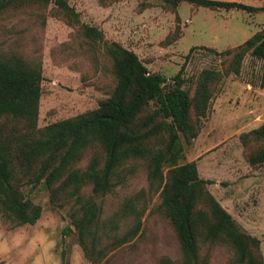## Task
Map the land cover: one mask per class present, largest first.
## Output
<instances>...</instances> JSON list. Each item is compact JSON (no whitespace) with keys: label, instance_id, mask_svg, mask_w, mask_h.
<instances>
[{"label":"trees","instance_id":"obj_1","mask_svg":"<svg viewBox=\"0 0 264 264\" xmlns=\"http://www.w3.org/2000/svg\"><path fill=\"white\" fill-rule=\"evenodd\" d=\"M115 1L99 0L103 6ZM162 1L176 21L165 45L181 35L180 2L264 12V3ZM50 4L53 15L74 28L79 52L110 76L109 91L97 107L39 126L42 58L25 52L16 40L0 43V215L13 226L35 224L42 207L23 188L42 185L53 211L67 209L71 226L63 234L71 235L93 264L106 263L113 251L139 237L146 211L147 217H158L172 228L179 264H210L216 248H224V264H264L260 240L213 196L207 187L212 180L199 176L196 161L181 162L221 80L239 75L247 55L263 61L264 85V28L236 47L217 52L220 69H201L190 88L183 68L166 83L163 75L149 72L135 52L108 40L98 27L82 23L68 0H0V20L23 12L44 26ZM239 139L249 165L264 164V122L241 132ZM141 177L146 185L132 190ZM110 196L118 201L106 209ZM158 264L175 263L162 257Z\"/></svg>","mask_w":264,"mask_h":264},{"label":"rangeland","instance_id":"obj_2","mask_svg":"<svg viewBox=\"0 0 264 264\" xmlns=\"http://www.w3.org/2000/svg\"><path fill=\"white\" fill-rule=\"evenodd\" d=\"M261 6L264 0H226ZM82 23L101 29L108 40L132 50L151 73L171 83L182 69L185 85L203 68L220 69L217 52L236 47L264 28V12L248 14L237 9H209L180 2V37L163 44L175 29V15L163 9L162 0H118L108 6L99 0H68ZM144 4L148 6L140 9ZM50 4L45 25L18 12L0 20V43L18 41L28 54L42 58V94L38 125L61 120L97 107L109 91L108 74L92 66L80 53L74 28L53 15ZM215 48L210 49L211 47ZM263 61L247 55L239 75L224 77L210 103L198 136L185 148L181 161H196L199 176L212 180L207 187L220 204L249 234L260 240L264 254V164L251 166L243 155L239 135L264 122V85L260 86ZM193 91V90H192ZM145 177L132 190L145 186ZM25 195L40 204L35 224L13 226L0 215V264H93L75 239L63 234L70 225L67 209L53 211L42 185L25 186ZM129 192V191H127ZM118 197L110 196V209ZM139 237L113 251L104 264H158L169 257L179 264V246L172 228L148 216ZM224 248H216L210 264H224Z\"/></svg>","mask_w":264,"mask_h":264},{"label":"crops","instance_id":"obj_3","mask_svg":"<svg viewBox=\"0 0 264 264\" xmlns=\"http://www.w3.org/2000/svg\"><path fill=\"white\" fill-rule=\"evenodd\" d=\"M249 14V13H248ZM211 47V46H210Z\"/></svg>","mask_w":264,"mask_h":264}]
</instances>
